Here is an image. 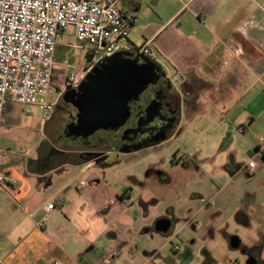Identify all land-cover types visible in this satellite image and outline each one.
Here are the masks:
<instances>
[{"label": "crops", "instance_id": "obj_1", "mask_svg": "<svg viewBox=\"0 0 264 264\" xmlns=\"http://www.w3.org/2000/svg\"><path fill=\"white\" fill-rule=\"evenodd\" d=\"M117 5L137 21L130 26L125 45L104 58L131 56L138 63L157 65L176 90L179 105H183L178 109L187 119L201 114L211 101L225 108L224 115L237 128L261 127L264 131V0H117ZM139 26L144 39L133 44L131 36ZM147 40L153 59L135 50ZM59 44L58 40L56 47ZM39 131L32 141L33 150L23 147V153L20 149L0 155V175L5 176L0 182V264L52 260L109 264L103 262L105 255L117 249L118 257L120 244L130 245L141 234L140 228L149 222V204L141 196L133 199L127 185L113 188L108 177L114 162L96 165L89 161L96 172L85 174L79 165L86 162L79 160L47 168L42 161L45 153L38 151L46 143L43 123ZM255 137L246 147L247 160L255 162L249 177L264 185V141ZM231 145L226 143L224 151L234 165L229 171L233 177L243 171L247 160L237 162ZM163 174L158 167L149 169L143 179L132 175L129 180L148 183L150 176ZM220 189L214 204L205 203L186 226L192 224L193 230L198 224L210 226L217 221L215 216L237 209ZM51 203L54 207L47 209ZM261 216L264 219V211ZM42 217L46 220L38 224ZM110 231L121 238L111 237L109 242ZM180 231L174 232L175 237L179 238ZM110 264L117 263L113 259Z\"/></svg>", "mask_w": 264, "mask_h": 264}, {"label": "rangeland", "instance_id": "obj_2", "mask_svg": "<svg viewBox=\"0 0 264 264\" xmlns=\"http://www.w3.org/2000/svg\"><path fill=\"white\" fill-rule=\"evenodd\" d=\"M147 4L152 6L149 2ZM147 21L149 19L145 18L143 22ZM136 30L131 36L133 44H139L144 39L141 27ZM165 33L164 30L162 36ZM59 43L54 56L55 69L58 70L55 83L59 85L69 74L82 79L85 75L86 48L75 41L70 27L64 31ZM48 97L53 99L54 92H50ZM37 99L43 100L44 97L38 96ZM179 109L182 110L183 105H179ZM179 109L175 128L166 140L129 152H110L106 156L109 159L107 163L114 162L108 177L113 188L119 190L127 185L131 188L133 199L141 196L150 209L149 222L140 228L141 234L130 245L120 244L122 254L114 257L115 262L247 264L248 257L242 248L250 249L256 245L264 260V219L261 216L264 211V185L243 171L230 177L229 171L234 165L229 153L224 151L225 144L232 142L237 162L245 161L248 156L246 147L253 141L252 136H256L257 140L260 136L264 141V131L261 127L238 131L228 114L224 115L225 108L211 101L204 106L201 114L190 119ZM220 112L223 113L221 116ZM55 116L58 120L60 113L57 111ZM4 118L5 123L0 124V144L13 152L23 147L33 150L32 141L40 132L41 119L38 115H27L22 104L9 101L5 104ZM99 134L86 138L75 135L73 140L61 134L54 146L69 150L84 148L97 143ZM88 163L79 165L83 174L96 172V168ZM158 167L164 173L162 176L152 175L148 183H130V176L143 179L149 169ZM219 189L237 209H228L221 217L215 216L217 221L213 225L202 227L198 224L194 230L192 224L186 226L188 219H193L205 203L214 204ZM237 210L245 216L237 218ZM164 216L172 219L173 224L168 233L159 234L152 229V223ZM179 230L178 238L174 232ZM234 235L240 242L236 248H231L228 242ZM111 237L114 240L121 238L117 232L110 231L109 242ZM173 242L178 245V251L172 248Z\"/></svg>", "mask_w": 264, "mask_h": 264}, {"label": "built area", "instance_id": "obj_3", "mask_svg": "<svg viewBox=\"0 0 264 264\" xmlns=\"http://www.w3.org/2000/svg\"><path fill=\"white\" fill-rule=\"evenodd\" d=\"M136 21L135 16L118 7L117 0H0V124L9 101L22 104L25 114L38 115L43 123L58 94L79 85L81 78L69 74L58 85V94L48 99L55 82L54 51L65 30L70 27L75 41L87 50L83 67L86 74L125 45L128 30ZM135 50L153 59L148 40ZM38 96L44 99L38 100ZM9 153L8 149L0 150L1 156ZM254 169V160H247L244 173L250 176ZM4 181L5 176L0 175V182ZM53 207V203L47 205V209ZM45 220L42 217L38 224ZM172 248L177 251L178 245L173 242ZM117 254L118 250L108 253L103 262L110 264ZM46 264L61 263L52 260Z\"/></svg>", "mask_w": 264, "mask_h": 264}, {"label": "flooded vegetation", "instance_id": "obj_4", "mask_svg": "<svg viewBox=\"0 0 264 264\" xmlns=\"http://www.w3.org/2000/svg\"><path fill=\"white\" fill-rule=\"evenodd\" d=\"M99 62L93 65L88 73L95 68L102 70V68L106 67L108 64L104 63L100 65ZM147 65H149V71L152 74L150 83L140 92L138 102H133L130 110V118L126 119L124 124L106 126L113 127V129L108 128L94 131L89 137L94 136L96 133H100V136L96 138L97 143L74 150L61 149V147H58V149L63 151V154L53 155L51 153H45L42 161L47 168L60 162H70L74 160L85 161L94 154L105 155L110 152H129L143 146L149 147L155 145L168 138L175 128L178 119V96L171 83L168 80H164L163 71L155 64L148 63ZM58 89V84L53 81L50 92H54V96H56L58 94ZM79 92L78 85L76 88L68 87L67 89H63L58 94V97L51 107L48 118L43 122L45 132L44 141H46V143H50L54 146V142H57L61 134L68 138L71 137L72 139L70 140H73L74 136L70 135V130L67 128V125H74V122H76L74 101ZM57 111L60 113L58 120L55 116ZM117 128L121 130L119 129V131ZM103 164L108 163H99L98 165ZM171 224H173L172 219ZM168 231L166 233H168ZM258 248L257 245L250 249L242 248L243 253L248 257L247 264H264V260L261 258Z\"/></svg>", "mask_w": 264, "mask_h": 264}, {"label": "water", "instance_id": "obj_5", "mask_svg": "<svg viewBox=\"0 0 264 264\" xmlns=\"http://www.w3.org/2000/svg\"><path fill=\"white\" fill-rule=\"evenodd\" d=\"M108 63L99 70L93 69L86 73L79 84V94L74 101L76 122L67 125L70 135L88 137L94 131L108 129V125L124 124L130 118L133 102H138L141 91L150 83L151 72L147 63H138L131 56L104 58L99 64ZM38 151L43 154H63V151L50 143L40 146ZM108 154V153H107ZM107 154L93 155L85 162L93 161L96 165L107 163ZM171 221L167 218L157 219L153 229L159 234H165ZM240 239L237 236L229 238L228 245L236 248Z\"/></svg>", "mask_w": 264, "mask_h": 264}, {"label": "trees", "instance_id": "obj_6", "mask_svg": "<svg viewBox=\"0 0 264 264\" xmlns=\"http://www.w3.org/2000/svg\"><path fill=\"white\" fill-rule=\"evenodd\" d=\"M236 214H237V215H236L237 218H241V216L244 217V215H243L242 213H236Z\"/></svg>", "mask_w": 264, "mask_h": 264}]
</instances>
